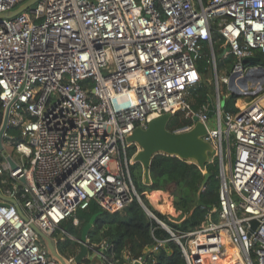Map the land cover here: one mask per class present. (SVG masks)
<instances>
[{"label": "built area", "instance_id": "built-area-1", "mask_svg": "<svg viewBox=\"0 0 264 264\" xmlns=\"http://www.w3.org/2000/svg\"><path fill=\"white\" fill-rule=\"evenodd\" d=\"M27 1L0 0V15ZM214 34L231 64L224 77ZM257 53L264 55V0H39L0 19L1 126L8 110L0 143L18 155L0 151V193L23 215L0 198V264H59L33 227L72 239L62 223L92 200L113 210L138 202L126 156L134 144L125 138L146 128L150 115L173 110L206 128L202 139L218 163V202L185 233L145 213L170 239L154 238L144 253L173 241L185 264H264V94L251 98L264 93V66L243 63ZM204 58L217 89L211 128L207 105L193 110L188 101ZM248 73L253 84L244 88ZM231 74L238 93L227 88ZM219 83L251 103L225 113ZM86 248L88 259L116 264L106 243L94 249L87 241Z\"/></svg>", "mask_w": 264, "mask_h": 264}, {"label": "trees", "instance_id": "trees-1", "mask_svg": "<svg viewBox=\"0 0 264 264\" xmlns=\"http://www.w3.org/2000/svg\"><path fill=\"white\" fill-rule=\"evenodd\" d=\"M213 40L218 41V51L222 54L225 49L223 41L218 34H214ZM216 47L214 46V50H216ZM256 55L258 63L264 66V55L260 53ZM226 62L228 63L229 61ZM197 65L201 81L194 87L191 95L188 97L193 110L206 106L208 97H211L214 101L213 89L205 78L209 70L206 58L199 61ZM84 83H87V81H83L82 84ZM248 100V97L241 98L236 94H231L221 101V109L225 113H235L238 110L237 108L246 105ZM190 125V119H184L178 112H175L167 124V130L178 131ZM7 132L14 133L11 129ZM137 149V146L134 144L127 150V160L133 158ZM129 170L133 186L141 195L145 206L159 220L164 221L175 233H185L194 230L204 221L208 213L207 211L212 206L217 205L219 171L218 163L213 157H210L205 167L210 176L204 186L205 189L200 194L199 205L192 211L191 215L188 212L196 203L198 187L203 180V172L196 163L189 160L182 161L175 156L159 153L150 161L149 184L144 183L143 169L139 163L134 162L130 164ZM160 190L170 191L172 197ZM145 192H153L146 195L149 202L144 195ZM166 195L171 200L173 198V201H171L172 204L168 205L171 207L169 211H166L167 209L162 211L164 202L162 205H158V203L161 201L160 197ZM154 209L160 214L154 211ZM176 212H179L180 215H177L178 213ZM94 214L98 216L91 229L88 230L86 240L94 249H99L102 243L111 246V252L106 251L105 253L108 256L112 253L116 264H129L140 256H144L145 258L143 264H185L180 248L173 241L163 244L156 253H144L154 244V238L158 240L170 238L163 229L158 228L155 222L148 218L136 200L122 210L108 209L100 205L96 200H92L86 210L77 209L73 213V217L62 223L60 229L64 230L65 233L77 241L79 240L82 228ZM168 214L174 217L180 216L177 220L178 222L169 221L166 217ZM70 242L73 243L72 245H77L69 239L62 245L65 246Z\"/></svg>", "mask_w": 264, "mask_h": 264}, {"label": "water", "instance_id": "water-1", "mask_svg": "<svg viewBox=\"0 0 264 264\" xmlns=\"http://www.w3.org/2000/svg\"><path fill=\"white\" fill-rule=\"evenodd\" d=\"M39 0H28L26 3L18 7L16 10L9 12L7 14H1L0 19H8V17L15 16L37 3ZM258 57L246 59L243 61L244 64L247 63H257ZM259 71H264L263 67L258 68ZM234 78L235 75L231 74V76L228 78V86L227 88L234 92L238 93V89L234 87ZM242 87H246L247 83L253 84L252 75L250 73L246 74L245 77L240 81ZM216 93L217 89L214 88ZM213 99L211 97H208L207 99V108L205 111V114L211 118L214 116V105H213ZM7 112H5L3 116V123L0 128V142L5 134V128L7 125ZM176 111L173 110L169 113H163V114H152L147 118L146 122V128L137 127L133 130V132L125 138L126 142L129 144H135L138 147V151L134 154L132 158V163L137 162L142 166L143 169V179L145 184L150 183V161L151 159L158 155L159 153L175 156L180 160H189L198 165L200 170L203 172V180L201 181L199 185V189L197 192V199L196 203L193 205V207L189 210V215L192 214V211L199 205V198L201 192L205 189L204 186L206 185L208 178L210 174L205 170V167L210 160V155L214 153V148L209 142L204 141L202 138L206 135V128L205 126L198 121V118L196 116L192 117V126L190 128H183L182 130L178 131H169L167 130V124L169 120L172 118L173 114ZM223 118L225 116L223 115ZM0 151H3V146L0 143ZM7 162L9 163L10 167L13 169H16L15 164L13 161L7 157ZM21 181L24 182V179L21 178ZM170 193V192H169ZM171 194V193H170ZM0 198L3 201L9 202L10 204H13L19 213L21 217H23L18 204L15 199H7L0 193ZM138 203L142 207L143 211L145 213H150L149 209L145 206L141 195L139 196ZM3 205V203H0V206ZM98 215L94 214L89 221L86 223V225L82 228L81 234L79 237L80 241V247H79V253L73 258L74 264H100V261L98 258L93 257L91 259H88V250L86 248V236L88 230L91 229L93 226V223ZM256 222L252 221L250 223L251 228L250 232H252L256 227ZM33 230L38 236L45 241L47 245V249L49 251V254L59 263V264H68L64 257H61L54 245L53 241H51V238L44 235L39 231V229L33 227ZM61 236V235H60ZM139 264V263H134Z\"/></svg>", "mask_w": 264, "mask_h": 264}, {"label": "rangeland", "instance_id": "rangeland-1", "mask_svg": "<svg viewBox=\"0 0 264 264\" xmlns=\"http://www.w3.org/2000/svg\"><path fill=\"white\" fill-rule=\"evenodd\" d=\"M214 46H217L216 47V50H215V62H216V64H217V74H218V77H224L225 75H229V73H230V69H231V64H228L227 62H225V61H223V59H222V54L218 51V41H215L214 42ZM223 62H225V63H223ZM223 64H224V67H223ZM211 69V67H209V70H208V72H207V75H206V80H207V82L211 85V87H212V89H213V97L215 98L216 97V91H215V89H214V75H213V73H212V71L210 70ZM218 89H219V95H220V97H221V101H223L224 100V96H229L228 95V89H226L223 85H221L220 83H219V87H218ZM263 91V90H262ZM261 93V91L260 92H258V93H256L253 97H251V98H254V99H256V97H260L261 95H263L264 93H262V94H260ZM242 98V97H241ZM249 100L247 101V103L248 104H250L251 103V99L250 98H248ZM259 101L260 102H262V104L264 105V95L259 99ZM236 104V103H235ZM179 113V115H181V117L183 116V118L184 119H188V118H186V115L182 112H178ZM191 123H192V120H191ZM215 123H216V120H215V117H211V118H209L208 119V121H207V125H208V127L209 128H211V127H213V126H215ZM7 146H9V144L7 143V142H4ZM10 153V155L14 158V159H17V154L15 153V152H13V151H11L10 150V148L9 147H6V149L3 151V156H8V154ZM210 157L212 158L213 157V159L215 158V156L212 154V155H210ZM166 194H168V195H170L171 196V194L169 193L170 191H164ZM172 197V196H171ZM147 199V198H146ZM160 199L161 200H164V205L162 206V211H164V210H166V211H169V208H171L170 206H168L170 203L172 204V202L171 201H173V198H172V200H171V198H167L166 196H161L160 197ZM149 201V200H148ZM168 206V207H167ZM152 207V206H151ZM152 209H153V207H152ZM154 211H156L155 209H154ZM157 212V211H156ZM157 213H159V212H157ZM160 214V213H159ZM167 217V219L169 220H172V221H174V222H178L177 220H178V218L180 217H174V216H172V215H169L168 214V216H166ZM69 244H73V243H69Z\"/></svg>", "mask_w": 264, "mask_h": 264}, {"label": "crops", "instance_id": "crops-1", "mask_svg": "<svg viewBox=\"0 0 264 264\" xmlns=\"http://www.w3.org/2000/svg\"><path fill=\"white\" fill-rule=\"evenodd\" d=\"M224 97L227 98L228 96H224ZM160 191H153V192H160ZM153 192H145L144 195L146 197V195L148 193H153ZM161 192H164V191H161ZM172 207H173V205H172ZM176 213H178L177 215H180L179 212H176ZM50 238H51V241H53V245H54L57 253L61 257H64L67 262L69 261V259L74 258L79 253V247H80V245L78 244V240L76 241V240H74L71 237L72 239H69V240H71L72 242H75L77 245L75 246V245H72V244L67 243L65 246H63L62 244H64V242H66L67 238H64V236H60V231H57L56 233H54L52 236H50Z\"/></svg>", "mask_w": 264, "mask_h": 264}, {"label": "bare ground", "instance_id": "bare-ground-1", "mask_svg": "<svg viewBox=\"0 0 264 264\" xmlns=\"http://www.w3.org/2000/svg\"><path fill=\"white\" fill-rule=\"evenodd\" d=\"M258 105L261 107V108H263V104H262V102H260V101H258ZM264 109V108H263ZM166 197L168 198L169 196L168 195H166ZM164 202V200H161L159 203H158V205H162V203Z\"/></svg>", "mask_w": 264, "mask_h": 264}]
</instances>
